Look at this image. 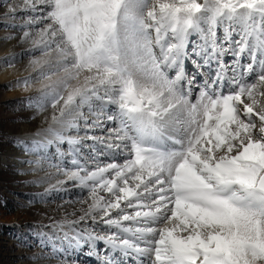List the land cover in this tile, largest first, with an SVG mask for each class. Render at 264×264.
Returning <instances> with one entry per match:
<instances>
[{
  "label": "snow or ice",
  "instance_id": "obj_1",
  "mask_svg": "<svg viewBox=\"0 0 264 264\" xmlns=\"http://www.w3.org/2000/svg\"><path fill=\"white\" fill-rule=\"evenodd\" d=\"M0 9V69L28 58L3 167L42 189L0 198L14 259L264 264V0Z\"/></svg>",
  "mask_w": 264,
  "mask_h": 264
},
{
  "label": "rangeland",
  "instance_id": "obj_2",
  "mask_svg": "<svg viewBox=\"0 0 264 264\" xmlns=\"http://www.w3.org/2000/svg\"><path fill=\"white\" fill-rule=\"evenodd\" d=\"M11 3L18 4L20 3V0H11ZM8 22L9 21H6L4 19L2 15V9H0V37L7 34V31L4 29L3 25ZM9 50L10 46L0 45V57L5 55V53ZM11 50L21 51L20 48ZM27 63L28 58L25 57V59L16 66L15 70L0 69V129L13 128L14 130V126H12L11 124H6L5 121L10 120L13 117L14 113L11 111V109L16 105V102L23 95H27L20 92L19 89L9 86L11 81H14L17 77L27 75V73L20 74V76L14 78L9 76V79L2 77V74L7 72L8 70H17L18 72H23V68H25ZM24 72H26L25 69ZM7 73L9 74V71ZM7 151L8 150L5 149L3 145H0V198L7 199L8 207L12 208L13 202L16 199V196H13L12 193H15L23 198L24 193L40 191L42 189H33L17 185V180L25 178L14 177L10 171L3 167V160ZM30 219H32L30 215L22 213L21 211H9L4 207H0V264H28L27 261L14 259V257L20 256L23 253L21 251L13 250L14 241L10 239L9 234L14 229H12L11 227H7L6 225H12L14 223L24 222Z\"/></svg>",
  "mask_w": 264,
  "mask_h": 264
},
{
  "label": "bare ground",
  "instance_id": "obj_3",
  "mask_svg": "<svg viewBox=\"0 0 264 264\" xmlns=\"http://www.w3.org/2000/svg\"><path fill=\"white\" fill-rule=\"evenodd\" d=\"M24 69L25 68H23V72H24ZM15 70V69H14ZM7 71V70H6ZM9 71V74L7 73ZM7 72H5L4 74H2V77H4V78H8L9 76H11L12 78H14V77H17V76H20V74H26L27 72H18L17 70L16 71H12V70H8ZM3 73V72H2ZM9 79V78H8ZM19 92V91H18ZM21 92V91H20ZM19 92V93H20ZM23 93V92H22ZM24 94H26V93H24Z\"/></svg>",
  "mask_w": 264,
  "mask_h": 264
}]
</instances>
